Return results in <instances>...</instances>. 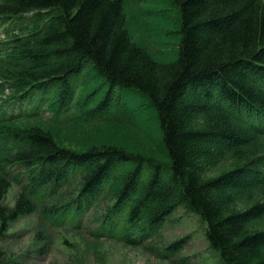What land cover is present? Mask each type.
I'll return each instance as SVG.
<instances>
[{
	"label": "trees",
	"instance_id": "1",
	"mask_svg": "<svg viewBox=\"0 0 264 264\" xmlns=\"http://www.w3.org/2000/svg\"><path fill=\"white\" fill-rule=\"evenodd\" d=\"M148 1L166 10H146L142 24L127 0H0V92L11 93L0 103V200L18 187L0 228L38 214L48 233L37 239L50 245L61 229L140 245L181 207L219 264H264V0ZM160 15L171 43L153 53L132 31L155 33ZM135 108L154 116L163 159L110 142L75 150L23 124L128 120ZM105 193L113 203L92 222Z\"/></svg>",
	"mask_w": 264,
	"mask_h": 264
},
{
	"label": "rangeland",
	"instance_id": "2",
	"mask_svg": "<svg viewBox=\"0 0 264 264\" xmlns=\"http://www.w3.org/2000/svg\"><path fill=\"white\" fill-rule=\"evenodd\" d=\"M127 2V8L133 14H137L142 24L145 19L147 21V16L144 15L146 10L153 9L156 13L166 10V6L160 3L155 5V1L127 0ZM162 15L152 21L155 33L137 26L132 31V36L153 53L162 48L167 49L166 44L171 43L166 37V31L170 29L169 22L163 19ZM4 40L5 38L0 36V41ZM157 59L163 60L160 55H157ZM9 94L11 93L6 90L1 91L0 103ZM121 108L111 107V110L115 113H124L128 117L129 109ZM132 110L133 114L128 120H110L104 123L91 121L84 123L78 120L65 128H57L50 123V118L44 115V120H29L23 124H38L52 132L57 141L75 150L80 148L82 150L86 142H110L120 144L128 150L152 154L163 159L164 153L159 145L160 136L154 116L149 110L141 108ZM224 167L220 166L213 174L225 170ZM77 185V180L66 185L57 202L63 203L73 198ZM17 194L18 187L12 184L0 200V207H12ZM62 203L59 207L63 205ZM110 203H113V197L105 193L97 200L87 217L94 222L98 216L104 214ZM85 221L83 215V226ZM42 224L44 223L38 219V214H35L13 222L6 230L0 228V264H219L216 256L208 249L203 234L204 225L181 207L164 220L155 235L143 240L140 245L131 241L94 242L82 231L79 233L66 229L51 230L53 239L50 245L47 239L43 241L37 239L48 233ZM170 247H173L172 251L165 256L163 253Z\"/></svg>",
	"mask_w": 264,
	"mask_h": 264
}]
</instances>
